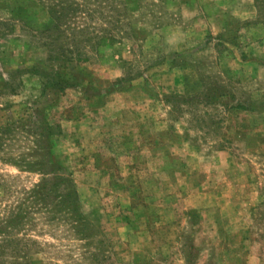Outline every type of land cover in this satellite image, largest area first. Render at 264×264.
<instances>
[{
    "label": "rangeland",
    "instance_id": "374dc122",
    "mask_svg": "<svg viewBox=\"0 0 264 264\" xmlns=\"http://www.w3.org/2000/svg\"><path fill=\"white\" fill-rule=\"evenodd\" d=\"M0 264H264V0H0Z\"/></svg>",
    "mask_w": 264,
    "mask_h": 264
}]
</instances>
